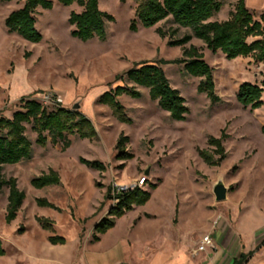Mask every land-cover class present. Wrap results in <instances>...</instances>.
Masks as SVG:
<instances>
[{
    "label": "rangeland",
    "instance_id": "obj_1",
    "mask_svg": "<svg viewBox=\"0 0 264 264\" xmlns=\"http://www.w3.org/2000/svg\"><path fill=\"white\" fill-rule=\"evenodd\" d=\"M237 1L222 0L211 20H227ZM245 1L259 18L264 0ZM53 2L50 10L37 9L36 26L42 34L37 43L9 32L5 25L23 1L0 3V117H12L29 98L54 109L55 103L45 101L54 93L66 108L79 104L97 135L68 134L71 145L64 149L62 142L52 143L50 137L46 145L37 144L36 132L27 125L32 157L1 168L6 179H17L26 196L17 217L8 223L9 187L0 193V238L6 251L0 264H203L208 250H198L201 239L215 222L217 228L224 221L241 240L239 249L237 239L227 240V253L235 257L242 252L249 260L246 264H264V104L252 110L236 98L241 83H262L264 63L252 57L229 59L192 37L185 46L195 45L214 69L221 99L214 103L198 91L201 78L186 73L183 63H160L183 57V47L169 41L192 34L190 29L167 19L132 31L133 0H100V8L115 20L108 22L105 40L82 41L71 34L74 26L68 21L70 13L82 7ZM158 27L166 32L164 37ZM142 62L162 65L186 100L185 120L172 119L142 86H136L141 97H118L131 122L120 121L100 103L105 91L131 86L116 78ZM121 134L129 137L125 147L132 158L126 160L117 157ZM211 136L224 137L226 158L220 165H208L199 155L201 149L214 151ZM81 158L102 162L106 169L89 167ZM50 169L59 173L60 184L43 188L31 184ZM220 180L229 192L225 201L217 202L213 189ZM110 187L109 199L105 196ZM135 188L149 190L151 198L116 217L115 226L93 241L95 226L109 218L116 196ZM38 198L59 209L38 205ZM39 217L51 220L52 228H43ZM51 235L63 236L66 242L51 244Z\"/></svg>",
    "mask_w": 264,
    "mask_h": 264
},
{
    "label": "trees",
    "instance_id": "obj_2",
    "mask_svg": "<svg viewBox=\"0 0 264 264\" xmlns=\"http://www.w3.org/2000/svg\"><path fill=\"white\" fill-rule=\"evenodd\" d=\"M23 1L22 7L13 10L7 16L5 25L9 32L18 34L26 41L37 43L42 40V34L36 26V12L38 8L50 10L54 6L53 0H0V3ZM126 2L127 0H121ZM136 3L135 18L130 29L137 31L139 26L153 27L163 20L170 19L179 27L191 30L192 34H185L179 39H171L170 45L183 47V57L174 60H161L160 63H183L186 73L200 77L198 91L205 93L212 102L221 101L216 93V83L213 67L205 60L203 52L195 45H185L196 37L201 39L212 52H223L227 58L252 57L257 63H264V12L259 18L247 7L245 0H238L234 10L227 20H211L222 8V0H133ZM65 6L77 4L82 7L80 12L72 11L69 16L70 25L74 26L71 34L82 41L97 38L101 41L107 37V24L114 21L112 14L100 8V0H58ZM176 30H173L175 32ZM160 36L166 32L158 27ZM117 80L132 83L117 85L105 91L99 98L100 103L108 105L113 114L123 122H131L126 115L124 106L118 100L121 95L141 97V92L136 86L149 89L151 100L169 112L174 120H185L188 107L186 100L180 91L174 88L161 64L155 62H142L136 67L130 68L124 74L118 75ZM264 80L261 84L243 82L239 85L236 98L244 108L252 110L263 106ZM54 109H48L36 99H25L24 106L16 110L12 117H0V193L4 186L9 187L8 203L6 209V221H13L20 210L25 192L18 186L17 179H6L1 168L6 164H16L22 160L30 159L33 154V143L28 137L27 125H31L36 132V142L46 145L49 137L52 143L62 142L63 148L70 147L71 140L68 134L78 135L80 138H93L97 131L90 118L80 110L69 109L60 103H55ZM264 133V125L262 126ZM224 137L211 136L209 144L214 146V151L201 149L199 155L208 165H220L226 158L223 146ZM129 137L121 134L117 147V157L122 160L132 158V154L126 151V143ZM81 162L89 167L104 171L106 166L99 161L81 158ZM61 183L59 173L50 169L46 173L32 179L31 184L36 188H43ZM153 184L151 188H155ZM111 187L108 188L106 198H111ZM117 203L110 208L109 218H104L95 226L96 234L93 241L100 240V234L115 226L116 217L123 216L135 205H143L150 198L149 190L135 188L120 192ZM37 204L44 207L59 209L46 198H38ZM38 221L45 229H51L53 223L45 217H39ZM51 244H64L63 236L51 235ZM3 241L0 238V255L5 254ZM247 261L246 254L241 253L234 258L232 264H243Z\"/></svg>",
    "mask_w": 264,
    "mask_h": 264
},
{
    "label": "crops",
    "instance_id": "obj_3",
    "mask_svg": "<svg viewBox=\"0 0 264 264\" xmlns=\"http://www.w3.org/2000/svg\"><path fill=\"white\" fill-rule=\"evenodd\" d=\"M212 230V227H211ZM210 230V231H211ZM217 239H214V248L207 249V255H204L202 260H205L206 262L203 264H232L234 258L238 257L242 252H239V254L235 257L233 255H229L227 253L226 244L227 240L231 239H237V247L240 248V238L236 237L237 233L232 230V228L229 226L228 222L224 221L222 224H220L216 231L213 232L212 236H216ZM100 241V240H99ZM209 258V259H208ZM201 260V261H202ZM249 260L245 261L243 264H246ZM200 264V262H199Z\"/></svg>",
    "mask_w": 264,
    "mask_h": 264
},
{
    "label": "built area",
    "instance_id": "obj_4",
    "mask_svg": "<svg viewBox=\"0 0 264 264\" xmlns=\"http://www.w3.org/2000/svg\"><path fill=\"white\" fill-rule=\"evenodd\" d=\"M45 101L48 103H59V102H61V100L58 99L54 93H48L45 96ZM144 181H145L144 179L141 180V184L144 183ZM131 188H133V186L130 187L129 189H131ZM215 231H216V222L213 225L212 230L209 233L205 234L203 236V238L201 239L200 245L198 247L199 251H206L209 248H214L215 244H214V239H213L212 235H213V232H215Z\"/></svg>",
    "mask_w": 264,
    "mask_h": 264
},
{
    "label": "water",
    "instance_id": "obj_5",
    "mask_svg": "<svg viewBox=\"0 0 264 264\" xmlns=\"http://www.w3.org/2000/svg\"><path fill=\"white\" fill-rule=\"evenodd\" d=\"M72 109L78 110L79 104H75L72 107ZM213 191H214L216 201L221 202L227 199L229 188L224 184L223 181L220 180L219 182L215 184ZM120 264H125V263H120Z\"/></svg>",
    "mask_w": 264,
    "mask_h": 264
}]
</instances>
